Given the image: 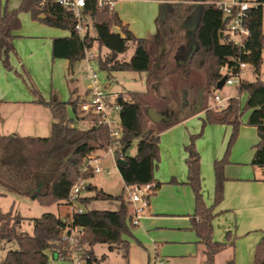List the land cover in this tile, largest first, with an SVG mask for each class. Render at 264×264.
I'll return each instance as SVG.
<instances>
[{"label": "trees", "instance_id": "1", "mask_svg": "<svg viewBox=\"0 0 264 264\" xmlns=\"http://www.w3.org/2000/svg\"><path fill=\"white\" fill-rule=\"evenodd\" d=\"M168 3L162 7L158 24L157 38H137L124 26L108 5L99 6L95 0H86L81 18L86 26L83 37L75 30L76 19L70 9L52 1L21 0L18 8L6 6L0 13V62L11 70L9 56L14 51L12 40L14 31L21 26L19 14L28 12L31 18L46 25L66 29L70 36L56 38L52 44L53 58H65L70 64L83 59L84 50L92 48L97 52L96 59L101 69L106 71L145 72L146 85L153 88L154 83L170 77L184 80L198 71H203L208 91H214L223 77L220 68L227 65L237 72L238 63L244 61L253 67L259 75L264 48L263 7L262 4L251 6L247 10L244 25L249 31L242 45H237L226 33L228 19L216 5L219 0H202L201 4ZM246 1V0H240ZM199 12V19L188 36L184 35L183 22L194 12ZM90 26L95 34H90ZM120 31H113L112 27ZM134 51L129 60H119L129 44ZM164 46L159 65L152 64V49ZM190 47L188 51L187 47ZM101 48L108 52L101 54ZM36 96V102L47 108L54 122L48 136H18L0 134V187L17 195L26 196L41 205L64 203L68 205L69 193L75 182L88 180L95 173L93 167L83 169L86 158L98 157L112 142L108 128L98 124V117H90L88 128L71 126L73 118L68 117V108L75 114L79 107L78 97L61 101L57 98L44 100L34 86L30 87ZM238 95L247 93L245 106L242 108L239 97L227 99L222 109H206L202 119V130L207 124H226L232 127L228 147L221 159L213 164L215 176L214 203L223 198L225 181L224 167L229 162L230 146L235 140L244 110H249L248 125L254 126L259 136L254 145L252 165L264 167V81L258 76L254 80L240 79L237 85ZM125 94L128 97H125ZM117 94L114 101L119 106L118 118L122 136L118 140L116 159L125 160V165L117 168L124 186L159 183L154 179V168L159 160V137L154 130L147 128L144 115L143 94L139 91H127ZM86 116V115H85ZM190 137L185 147L187 152V183L195 196V210L189 217L191 227L199 242L204 245L203 264H214L215 255L224 249L225 242L212 239L213 206L204 204L200 186V155L195 147V140L200 136ZM137 140L136 153L126 152L132 142ZM86 190L93 192L91 197H79L78 201L86 205L91 200H114L119 203L116 210L88 209L82 212L66 214L63 218L45 212L32 219V233L19 231L22 217L14 214L13 209L2 211L0 208V243L15 241L17 248L6 251L1 264H49L52 253L68 247L62 235L71 227L82 230L80 243L87 249L83 264H100L105 255L96 257L93 245L106 244L109 250L122 249L127 258L129 244L122 237L130 236L131 220L128 216V202L124 193L111 195L88 183ZM2 195V193H0ZM255 264H264V237L256 246Z\"/></svg>", "mask_w": 264, "mask_h": 264}, {"label": "crops", "instance_id": "2", "mask_svg": "<svg viewBox=\"0 0 264 264\" xmlns=\"http://www.w3.org/2000/svg\"><path fill=\"white\" fill-rule=\"evenodd\" d=\"M20 2L21 0L18 1V4ZM186 2L198 5L202 3V0H188ZM168 3H181V1L115 0L111 9L116 12L122 24L135 37L157 38L161 10ZM3 8L0 6V13ZM22 13H26L29 17ZM20 16L21 26L14 31L12 40L17 59L11 58L12 53L9 56L12 69L16 73L25 71L23 73L27 79L26 74L28 73L44 100L57 98L61 101H67L76 97L80 100L86 98L89 83L84 71L83 59L70 64L65 58H53L52 56L53 40L68 37L70 32L35 21L28 12H21L19 18ZM198 16L199 12L196 11L185 19L183 22L184 32L194 28ZM112 29L115 32L120 31L117 26H113ZM159 50V58H161L164 52L162 44L159 45ZM105 51L108 52L107 49ZM133 51L127 60L130 59ZM48 69L51 70L49 83L47 80ZM13 70L4 68L0 62V122L3 125V132L0 131V134L30 136L26 132L30 126L37 130L45 131L46 129L50 134L51 124L54 122L50 111L36 102V96L30 91L31 86L29 87L16 77L12 73ZM139 73L146 75L145 72ZM242 74V79L250 81L255 79L243 77ZM162 83L156 82V85L159 84L156 93H159ZM181 84L179 85L181 112L170 110L168 104L165 103L164 95H160L162 96L160 99L163 100H159L161 102H157V106H152L162 115V118L157 122L150 120L153 124L152 129L159 137L160 158L154 171V179L159 183V187L152 193L154 194L152 200L147 199L146 205L141 202L128 203V216L131 220L139 215L138 223L131 224L134 229L130 232L142 239L148 238V242L142 244L146 251V259L149 258L150 251L153 250L154 258L158 259L160 252L162 254L160 260H165L170 264H203L205 259L204 245L199 242L197 234L189 223V217L193 215L195 208L193 195L187 183V152L185 150L190 142V137L199 132L200 123L205 116V92L201 89L203 77L196 74ZM195 92H197L196 105L191 103ZM200 92L201 96L199 95ZM213 94L210 97L212 100ZM222 99L227 101L228 98ZM190 105L193 108L192 112H188L187 115L183 114L184 109ZM68 117L74 119L70 124L71 126L79 127L78 123L83 120H87L89 126L91 125L90 117L85 116L79 107L73 116L69 114L68 108ZM7 121L11 125H8ZM184 125L187 127L184 128ZM230 127L226 124H207L201 135L195 140L196 149L200 155L201 193L206 207H212L214 203L215 176L213 164L215 160L221 159L225 154L232 128ZM258 140L257 134V141L251 150L247 148V143L242 149L240 143L237 147L236 145L233 146L229 152V162L224 167L226 179L223 185V198L220 203L213 206L212 211L214 214L212 239L217 242H225L227 245L215 255L214 264H255V249L261 238L264 237V232L261 231L264 230V167L254 166L251 163L254 145ZM114 160L116 164V159ZM170 180L172 183L167 184ZM97 188L104 191L103 188ZM124 188L126 187L123 182ZM0 193L6 196L4 191H0ZM91 196L81 194V197ZM93 201L95 200L89 201L86 205L80 202L78 205L83 210H104L92 208ZM118 207L119 203L117 202L112 210H116ZM139 208L141 210L137 213ZM190 227L193 230L191 232L189 231ZM183 230L189 232L182 233ZM259 230L261 232L255 234ZM122 239L129 244L128 236L124 235ZM95 245L92 247L95 256L99 258L105 255L106 259V254L98 256L95 253ZM128 255L124 259L126 264H131ZM144 259L143 254L142 264H144ZM103 261L100 264H103Z\"/></svg>", "mask_w": 264, "mask_h": 264}, {"label": "rangeland", "instance_id": "3", "mask_svg": "<svg viewBox=\"0 0 264 264\" xmlns=\"http://www.w3.org/2000/svg\"><path fill=\"white\" fill-rule=\"evenodd\" d=\"M18 1L19 0H0V6L2 8L6 6L9 9H16L19 6ZM219 1L229 4L233 0H219ZM246 1L252 2L255 0H246ZM262 7H263V34H264V3L262 4ZM22 14L27 15L26 13H22ZM27 17H29V15H27ZM20 19H21V16H20ZM89 31H90L91 35L95 34V30L92 26H90ZM190 31H191V29L190 30L188 29V31L184 32V35L188 36ZM187 48L189 51L190 47L188 46ZM132 51H133V45L130 43L128 50L125 53L119 55L118 59L119 60H127L129 58L130 54L132 53ZM159 51H160L159 47H157V46H155L151 51L152 64L156 65V66L160 64ZM105 52H106L105 48H101V54L103 55V53H105ZM16 56H17V54H16V51L14 49V51L12 52L11 58L15 57V59H17ZM9 63H10V58H9ZM94 67H95V69L98 73V77H99L97 85H98L99 89H101L102 91L105 92L107 99H109L111 102H114V99L117 96V94H120V93L125 94V93H127V91H142L143 100H144V104H145L143 107V110H144L147 128L152 129L153 124L151 123L150 118L146 113V109L148 107H152L153 105L157 106V102H161L159 100H163V99H160L163 95L165 97L164 99H166L165 103L168 104V108L170 110H172L174 112H181L180 106L182 105V103L180 101V95L181 94L179 93L180 92V86L179 85H182L181 83L188 81L189 79L184 80V79L177 78V77H170V78H167L164 80L162 79L159 81V83L163 82L162 85L160 86L159 93H156L155 91H158V85L159 84L156 85V83H154L153 88H151L150 86H147L146 85V75L144 73L132 72V71H110L109 72V71L103 70L99 67L97 59L94 62ZM11 70H13V69H11ZM23 72H25V71H22V73L21 72L16 73L15 70L12 71V73L16 77L20 78L25 84L29 85V87L34 86L36 88L34 81L30 78L27 71H26V73H27L26 75L28 76V79L26 78V76ZM50 72H51V70L48 69V73H47L48 83H49V79L51 76ZM196 74H199L200 76L203 77V86L201 89L205 92L204 93V98L206 99V103L204 102L206 104L205 109H219L217 104L212 99H210V97L213 94V91H212V94L209 93V91H208L209 88L205 84L203 71H201V72L198 71L195 74H193L192 76H194ZM242 75H243V77H248L250 79L256 78L258 76V78L260 80L264 81V48L262 50V64L260 67L259 75H256L254 73L253 67L251 65L249 67H246V69L244 70ZM144 77H145V79H144ZM29 80H30V82H29ZM83 84H84V82H83ZM237 85H236V83L231 85V86L225 85L221 89H217L215 93H217L220 98H224V97L230 98V97H235V96L239 97L241 107L243 108L245 106V102L247 100V93L243 92L240 95H238ZM146 86H147V89H146ZM37 91H38V89H37ZM160 95H162V96H160ZM193 95L194 96L192 98L191 103L193 102V104L196 105L197 104V92H195ZM125 97H128V96L125 94ZM192 109L193 108L190 105L189 107L184 109L183 114L187 115L188 112H192ZM249 113H250L249 110L243 111V114L240 118V126L238 128L237 136H236L235 140L233 141V143L231 144L229 152L231 151L233 146L236 145V147H237L240 143H241L240 146L242 147V149L244 148L245 144L247 143V148L249 150H251L253 144L257 141L256 129L254 128V126L248 125V123H247ZM69 114L71 116L74 115L71 108H69ZM112 114L114 115L115 118H117L118 111H112ZM7 124L11 125V123H9V121H7ZM200 125H201L200 130L197 134H199L202 131V123H200ZM78 126L82 127V128H87L89 126V123L87 120H83V121H80L78 123ZM185 126L187 127V125H184L183 127L185 128ZM0 131L3 132V125L1 124V122H0ZM26 132H28L27 135H30V136L44 137V136L49 135V131H46V129H45V131L44 130H37L33 127L31 128V126L28 128V130ZM197 134H194V135H197ZM231 134H232V128H231L230 136H229L228 141H227L225 151L228 147V142L230 140ZM136 146H137V140L132 142L131 146L127 150V154L131 155V156L135 155ZM195 147H196V145H195ZM159 158H160V156H159ZM95 164L100 167V170L95 173L94 177H92V178H90L84 182L85 183V186H84L85 190H83L81 192V194L83 196L93 195V192L86 190V184L90 183V184L95 185L99 188H103L104 191L109 193V194L119 195L123 192L124 196L126 198L127 191H126V188L123 189V182L119 176V172H118V169L116 167L115 160L113 159V157H111L109 155L102 157ZM157 164H158V162H157ZM156 167L157 166H155L154 171H155ZM171 181L172 180H170L167 184L172 183ZM263 185H264V183H263ZM190 190H191L192 195H193L194 208H195V196H194V193H193L191 187H190ZM0 191H4V190L0 187ZM4 193H6V196L0 195V207H1L2 211H8V210H10V208H12L14 214H19L22 217V220L20 222V226L18 228V230L22 231V232L31 233L32 228H33L32 219L39 217L41 214H43L45 212L54 213V214L60 216L61 218H63L66 214L70 213L69 206L67 204H64V203H53L50 205H41L37 201L32 200L30 198H27L26 196H21V195H17V194H14L11 192H6V191H4ZM153 196H154V194L151 193V195L149 197L150 201L152 200ZM116 204H117V202L114 200H95L92 202L91 207L95 208V209L112 210L113 208H115ZM74 206L76 207V205H74ZM129 229L130 230L134 229V226L133 225L129 226ZM191 230L192 229L190 227L189 231L191 232ZM189 231L183 230L182 233H188ZM261 231L264 232V230H261ZM261 231L260 230L256 231L255 234H258ZM128 240H129V255L128 256H129V261L131 264H142L141 259H142L143 254H144V258H145L144 264H154L155 258L153 256V250L150 251L149 258L146 259V257H145L146 251L142 247V244L148 242V238L142 239L138 235L132 234V232H131V235L128 236ZM145 246H146V244H145ZM15 248H17V243L15 241H3V242H1L0 243V262L3 259L4 253L6 250L15 249ZM94 251L98 256H101V254L107 255L106 259L103 261V264H126V261L123 257V250L122 249L109 250V248L106 244H96L94 247ZM160 257H162V254H160V252H159V258L157 259L156 264H170L165 260H160ZM49 264H74V261L72 259H59V258L52 256L49 259Z\"/></svg>", "mask_w": 264, "mask_h": 264}, {"label": "built area", "instance_id": "4", "mask_svg": "<svg viewBox=\"0 0 264 264\" xmlns=\"http://www.w3.org/2000/svg\"><path fill=\"white\" fill-rule=\"evenodd\" d=\"M46 0H41L40 4L43 5ZM63 7L71 10L73 17L76 19L75 30L80 33L83 37L86 32V26L84 25L81 12L85 6L86 0H52ZM99 6L108 5L112 8L115 0H95ZM258 3L233 0L232 2L225 3L217 1L216 5L222 10L223 15L228 19L226 33L230 36V39L237 45H242L245 38L249 36V31L244 25V21L247 16V10L251 6H256ZM97 52L92 48H86L84 50L83 61H84V71L88 79L87 96L80 100L79 109L84 112V115L88 117H98V124H102L108 128L109 136L112 142L108 145L107 149L98 157L95 155H90L86 158L83 169L87 167H93L94 173L100 170V167L95 163L102 156H111L116 159L117 153L121 154L118 150V140L122 136V131L120 128L119 118L114 117L112 111H119V106L114 102L107 99L104 91L98 87V73L94 67V62L96 60ZM249 64L240 61L238 63L237 72L232 74L233 69H228L227 65L220 68V73L226 76L224 85L238 84L241 78V74L246 66ZM236 79V80H235ZM217 88L214 89L213 100L217 104L219 109L225 107L226 99L219 97L215 93ZM91 124V122H90ZM85 180H78L72 186L69 193L68 206L70 213L82 212L83 209L78 205L79 197L81 192L85 190ZM127 196L126 201L128 203L141 202L143 205L147 204V199L155 191L154 184L145 185H133L126 187ZM76 205V207L74 206ZM141 208L137 209V213ZM139 215H136L134 219H131V224L135 225L138 223ZM82 235V230L79 227H71L68 232L63 233L62 240L65 241L68 247L64 250H59L52 253L53 257L59 259H72L74 264H83V258L86 248L85 244L80 243ZM157 258L154 259L156 264Z\"/></svg>", "mask_w": 264, "mask_h": 264}, {"label": "water", "instance_id": "5", "mask_svg": "<svg viewBox=\"0 0 264 264\" xmlns=\"http://www.w3.org/2000/svg\"><path fill=\"white\" fill-rule=\"evenodd\" d=\"M255 2H257L258 4H263L264 3V0H255ZM198 19H199V16H198ZM197 24V23H196ZM195 27V26H194ZM225 80H226V76L224 75L217 83L216 85V88L217 89H221L223 86H224V83H225ZM199 95L201 96V92L199 93ZM199 100H201V98L199 97ZM146 113L147 115L149 116L150 120L154 121V122H157L159 121L161 118H162V115L159 114L154 108L152 107H148L146 109ZM125 160L124 159H121V158H118L116 159V164L118 165H125Z\"/></svg>", "mask_w": 264, "mask_h": 264}]
</instances>
